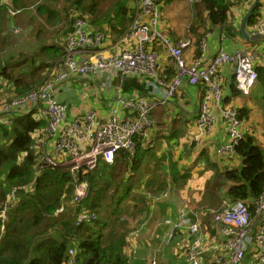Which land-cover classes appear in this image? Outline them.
Listing matches in <instances>:
<instances>
[{
  "label": "trees",
  "instance_id": "trees-1",
  "mask_svg": "<svg viewBox=\"0 0 264 264\" xmlns=\"http://www.w3.org/2000/svg\"><path fill=\"white\" fill-rule=\"evenodd\" d=\"M41 1L44 3L41 4ZM58 1L60 0H11L10 6L6 3L0 5V35L7 33L6 27L12 17L9 8L23 9L21 14L27 9L35 8L40 16L50 20L57 13L52 2ZM128 1L115 0L106 16L114 39L121 38L133 22ZM253 1L201 0L189 4L194 17L189 33L195 36L197 45L208 32L217 28L232 38L236 30L233 18L235 12L242 10L246 14ZM99 4L100 0L90 4L84 0H63L60 6L66 10L70 26L60 37V41L72 32L74 21L79 17L88 20L91 30H95L90 17ZM45 13L48 17L44 16ZM261 15L259 5L248 21L247 30ZM30 21L33 22V19L30 18ZM57 21H60L59 14ZM109 35L106 33V40ZM173 35L176 36V32ZM254 44L256 46L252 50L258 55L255 63L257 80L251 93L244 94L237 87L234 77L230 90L232 97L241 100L240 104L230 107L236 108L243 126L249 130L242 128V137L235 144L232 156H220L217 162L209 161L197 175L191 171L192 167L184 169V173L180 172L177 162L172 161L171 154L168 155L163 148L154 151L158 145L153 146L146 139L153 129L135 139L137 145L134 154L121 149L116 152L113 163L100 159L95 169L81 175L79 179L72 177L63 168L39 172V150H35V146L40 145L48 121L44 116H37L36 111L28 112L23 109L9 113L10 124L0 125V264H67L71 260L70 248L77 250L73 258L76 264H130L131 260L125 254L129 247V220L143 212L146 219L150 218L151 206L149 209V201L141 197L137 205L131 208L128 200L133 198V180L138 176L142 165L148 164L151 159L155 160V168L152 169L150 164L151 169L146 167L145 170L149 169L154 180L145 183L147 189L163 191L169 185L168 177H162L159 173L160 165L169 161L170 174L167 175L175 189L188 187L199 194L189 202V209L196 207L195 212H199L198 209L202 207L213 209L219 206V210L224 199L223 207L238 200L251 201L258 198L264 192V146L255 133L257 127L252 119V112L257 107L259 114L260 111L264 113V63L261 59L264 41L255 40ZM20 54L23 63L30 60V57L33 59L30 70L24 71L22 68L18 69L15 66L17 64L12 66L9 63L0 67V77L7 82L11 95H20L39 86L46 80L48 71L53 70L55 65H62L64 61V49L48 45L46 41L30 54ZM37 60L39 62L36 65ZM170 74L174 78L176 72ZM147 82L148 78L144 76L116 78L124 95L133 92L142 96L149 94ZM231 101L228 100V103ZM246 102L251 103L252 107L249 108ZM173 135L172 133L170 137ZM192 146L193 143L190 148ZM159 152H162L160 157L157 156ZM204 157V154L200 156ZM199 176H203L204 181L194 183ZM140 178L138 184L144 181L141 176ZM82 181L89 185L88 196L81 203H75V187ZM204 195L210 198V203L199 206L203 203ZM81 207L96 212L97 219L90 224L77 225L76 214ZM5 208L7 220L3 221L2 211ZM61 208L62 211L58 213Z\"/></svg>",
  "mask_w": 264,
  "mask_h": 264
},
{
  "label": "built area",
  "instance_id": "built-area-1",
  "mask_svg": "<svg viewBox=\"0 0 264 264\" xmlns=\"http://www.w3.org/2000/svg\"><path fill=\"white\" fill-rule=\"evenodd\" d=\"M140 8L135 14L127 32L120 38L121 44H127L121 50L107 53L106 33L91 30L88 20L79 17L73 24V30L63 38L64 61L50 72L55 74L54 85L34 87L29 92L9 98L0 118V125L10 124L9 113L20 110L37 111L48 121L39 147V172L50 168H63L72 177L80 178L95 169L100 159L113 163L117 151L123 149L131 154L136 150V138L155 128L152 113L159 105L171 102L177 92L187 82L201 84L206 89L200 104V113L196 122V132L189 135L188 141L195 145L203 144V138L215 129L217 122L214 110L220 105L224 95L222 68L230 65L237 87L246 95L250 94L257 80L255 63L258 55L253 50L229 52L223 47L215 55L207 53L206 40L201 42L199 54L190 62L185 52L191 46V40H172L158 28L163 0H138ZM201 0H189L190 4ZM261 18L249 28L254 40L264 41V0H260ZM19 10H10L17 15ZM161 44L172 58L176 68L174 78L166 83L158 72V56L152 50ZM264 63V51L261 52ZM117 76H138L148 78L150 88L148 96L138 92L124 95L120 87L111 96H116L102 111L89 108L68 120V106L56 95L58 85L61 91H69V80L77 78L99 79L110 76V81L102 83L103 91L110 87ZM116 76V77H117ZM43 85V86H41ZM35 108V109H33ZM221 114L226 122L230 136L228 143L217 148V154L229 157L234 154V146L242 137L244 127L236 108H222ZM89 185L82 181L75 187L74 202L81 203L88 196ZM160 201L167 198L168 191L158 193ZM15 195V191H13ZM150 191L147 192L149 199ZM156 198V197H155ZM62 208L58 211L60 213ZM7 210L2 211L3 221ZM78 223L95 220L96 216L82 208ZM57 213V214H58ZM168 231L165 239H171L176 232L187 229L190 241L184 245L187 264H264V192L251 201L238 200L228 203L222 210L214 212L212 224L221 240L220 248L209 261L205 259L204 233L202 222L191 217L186 208H182L176 218L165 219ZM248 253L252 258L247 260ZM75 249H70L71 260L67 264H76ZM217 256V257H216ZM216 257V258H215ZM152 264H156L155 260Z\"/></svg>",
  "mask_w": 264,
  "mask_h": 264
},
{
  "label": "crops",
  "instance_id": "crops-1",
  "mask_svg": "<svg viewBox=\"0 0 264 264\" xmlns=\"http://www.w3.org/2000/svg\"><path fill=\"white\" fill-rule=\"evenodd\" d=\"M5 1L9 2V0H5ZM164 2L165 0L163 1V3ZM129 7L131 8V10L135 9L134 4H129ZM110 11L111 9L109 7L106 10L98 9L97 7L96 11L90 17L92 18L94 22L93 23L94 29L102 30L110 34L109 38L107 37L106 45L104 47L105 50L106 48L109 50L107 53H111L114 50H121L123 49V47L127 45V44H121L120 38L114 39V37H112V33L110 32L111 24L106 22V16L108 15V12ZM244 15L245 13H243L242 10H237L235 12V16L233 18H234V21L236 22V26L234 27L236 28V30L234 31V35L232 38H230V36H228L226 33H224L222 30L218 28L216 30L208 32L205 35L204 37L206 40L205 45L207 46V53L210 56L215 55L217 51L222 47L225 50H228L229 52H236L239 50H252L253 47L255 48L256 45L254 44V41L256 39L253 40V44H252L251 41L248 42L241 34L240 28H241V22L243 20ZM193 22H194V17L192 16V20L189 22V24L186 27H184L182 23H180L181 25L175 24L174 26L169 27L167 26V23H165V21L162 20V16H161V19L158 25V28L160 30L162 29L165 32L168 31L169 32L168 35L170 37L172 35L173 36L172 39L174 40L181 38V37H178V38L176 37L178 35L179 28L180 30H183L185 34L189 35L187 37L192 38L190 39L191 46L186 51L187 58L190 62L199 54L201 50V45L196 44L195 36L189 33V27L192 25ZM68 28L66 30H68ZM175 32H176V36L173 35ZM10 34H12V32L7 31V33L5 34L2 33L0 35L1 44L7 43L11 40H15V37L10 36ZM204 38L202 39V42ZM229 40H231V42H229ZM258 41L260 42V40ZM1 44H0V48L2 50ZM152 50L158 56V62H159L158 72L160 73L161 77L164 79L165 82L172 80L173 77L171 76L170 72L177 71L176 68L174 67L175 65L173 63L172 58L169 56V54L167 53V51L161 44L154 45ZM221 73L224 78V95H223L222 102L214 110V114L216 115V118H217L215 129L213 130L211 134L203 138L202 145L195 146L194 144V146H192L191 150L189 151L190 156L187 157V159L191 161L190 163L179 166L177 162V167L182 173H184L183 171L184 169H188L192 167L191 171L192 172L196 171L193 173L194 175H197L198 173L203 171V169L205 168V166H207L209 161L217 162L220 157V155L217 154V148L219 146H222L225 143H228L230 140V136L226 129V122L223 119L222 114H221V109L228 107V106L235 105V104H240L241 100L239 98L238 100H236L234 97H232V95H230L231 83L234 77L233 67L228 65L222 68ZM116 76L117 75H114L112 84L110 87H108L111 90L109 89L104 90L100 98H98V93L93 91V86L89 83L90 81L87 78L74 79L73 83L71 80H69L68 85L70 86V89L69 91H67V93L63 97V101H64L63 103H66L68 105L67 119L71 120L76 115H78V113L83 112L84 110L89 109V108L100 110L102 111L100 113H103L105 109L104 106L109 105V103L111 102L110 100H113L116 97L115 95L111 96L112 93L114 91L116 92L117 91L116 88L120 87L119 84L116 83V78H117ZM3 89L4 87L2 86V90ZM205 93H206V89L204 88L203 85L201 84L191 85L186 82L182 86V88L179 90V92H177L175 97L171 100V102L169 103V106L164 107L165 110H163L161 114L154 113L156 126L149 133V136L146 137V139L148 140V143L150 144L152 143L153 146L155 145L159 146L160 144L164 143L165 146L162 148L165 150V152H172L176 156L174 159L175 160L179 159V157H181V154L184 152V150L190 149L191 143L188 141V137L189 135H193L196 132V129H197L196 122H197V118L200 113V104H201V100L203 96L205 95ZM10 96H13V95L9 94L8 97ZM228 100H232L231 103H228ZM247 104L249 105V108L252 107V104L250 103H247ZM36 110L40 113V116H42V113L38 109ZM152 117H153V114H152ZM172 133L174 135L172 138H170ZM167 138L169 139V141L166 144ZM202 154H204L205 156L204 158H200ZM183 157L184 156H182V158ZM221 166L223 167V165ZM140 176H141V173L138 174V176L133 180V184L135 185L134 190L137 191V194L133 196V198H130L128 200V203L131 205L132 208L135 205H137L138 200L141 197L145 198L147 196V192L150 191L146 189L147 187H146L145 181L142 180L141 184L137 183L138 180H141ZM199 178L202 179L201 182L204 181L203 176H199ZM190 189L192 188L186 187L184 189V193H187ZM207 209H210V208H207ZM144 214L145 212H143L140 215L138 214L134 215L129 220V224L132 226L133 222L140 221V224L138 226L141 228V231H142L144 229L145 224L148 222V220L152 218L154 212H152L150 214V218H147V219ZM177 215L178 214L176 212L175 213L169 212V215L167 216H162V217H158V218H154L150 220V222H152L150 233H154L153 228L155 229L154 227L155 222L162 221L168 217L176 218ZM193 218L195 219L197 218V216ZM205 220L209 222L208 224L211 229V232L208 233V235L211 236L213 240H216V244L220 245L221 240L219 239L217 232L213 227L212 216H208V219L205 218ZM206 221L205 223H207ZM146 231L147 229L141 234L146 233ZM165 231L166 230H164V232ZM178 232H184V230H180ZM134 243H136V241L133 240L131 242V246ZM172 249H175V248L172 247ZM161 252H162V247H159L158 254ZM217 253L218 251L216 252V254ZM161 261H162L161 262L162 264H166L163 261V258L161 259ZM130 264H133L132 260Z\"/></svg>",
  "mask_w": 264,
  "mask_h": 264
},
{
  "label": "rangeland",
  "instance_id": "rangeland-1",
  "mask_svg": "<svg viewBox=\"0 0 264 264\" xmlns=\"http://www.w3.org/2000/svg\"><path fill=\"white\" fill-rule=\"evenodd\" d=\"M96 0H84L85 3H93ZM115 0H100V4L98 6V9L106 10L108 7L111 9L113 7V3ZM63 2V0H60L58 2H52L53 6L55 7V12L59 14L60 21H57L58 14L56 13L50 20L45 19L44 17L40 16L35 8L27 9L23 12V14L17 15L15 17H11L8 21L6 30L8 32H12L10 36H14L15 40H11L7 43L1 44L2 50H0V67L4 66L5 64H10L14 66V64H17L15 66L18 67V69L22 68L24 71L30 70L33 59L30 57L27 62H21L22 56L19 55L20 52H25L26 54H30L31 52L38 49V46L42 44L43 41H46L48 45H56L61 46L60 44V37L63 36L65 33V30L70 26L69 19H67V12L64 10L60 5ZM44 3L41 1V4ZM128 4H134L136 8H140V4L138 0H129ZM189 0H169L165 1L163 3L162 8V20L167 23V26H174L176 25H182L186 27L189 22L192 20V12L189 9ZM136 8L132 10V16L133 19L135 17V14L139 13V10L136 11ZM45 17H48V14H44ZM30 18L33 19V22L30 21ZM73 19V17H72ZM132 19V20H133ZM14 30V31H13ZM5 34V33H4ZM178 35L181 37L180 39H185L188 34H185L183 30L178 29ZM205 40V38H204ZM231 42V40H229ZM228 51V50H227ZM185 57L187 58V54L185 52ZM188 59V58H187ZM36 65L38 64L39 60L36 61ZM17 69V70H18ZM47 71H44L46 73ZM90 84L93 86V91L98 93V98L102 95L103 87L102 83H107L110 81V76H102L99 79H88ZM55 81V75L50 76L46 78L43 85L52 84L54 85ZM41 85V86H43ZM2 86L4 89L2 90ZM0 118L4 117L5 115L2 114L4 111V108L7 104L11 102V99L8 98L9 94L11 93L10 88L7 86V82L4 81L0 77ZM67 92L61 91V86L58 85V93L57 97L63 101V97ZM97 95V94H96ZM94 95V96H96ZM4 97V98H3ZM251 104V103H250ZM169 106L168 104L165 105H159L155 108L153 111V118L154 113L155 114H161L163 110H165L164 107ZM257 108V107H256ZM254 109L252 112V119L255 120L254 124L256 125V134L258 135V138L260 140V144L264 146V113L260 114L258 113L257 109ZM36 115L39 116L40 113L36 112ZM155 120V118H154ZM257 123V124H256ZM169 139L167 138L166 144L168 143ZM164 143L160 144L158 147L155 148L154 151H159L160 148L164 147ZM35 150H39V147L37 145L35 146ZM191 150H184V152L181 154L184 156L183 158L179 157V159L175 160L176 157L172 152H168V155L171 154V160L174 162H178L179 166H182L184 164H188L191 161L187 159L188 156H190L189 151ZM131 154V153H130ZM162 155V152H159L157 154L158 157ZM191 159V158H190ZM154 159H151L148 164H143L140 168L141 171H139L138 174L141 173V177L144 179L145 183L152 182L154 180V176L151 175V172L148 171L149 169H154L153 163ZM151 164V168H149V165ZM169 161H165L163 164L160 165L159 173L162 174V177H168L167 181L170 186H174L173 183L170 181V177L168 176L170 174V169L168 167ZM149 168L147 171L145 168ZM162 168V169H161ZM196 172V171H193ZM168 174V175H167ZM151 175V177H150ZM146 179V180H145ZM201 178L197 177L193 182L194 183H200ZM147 189V188H146ZM148 190V189H147ZM154 188L151 190L148 204L149 209L151 206V211L149 212V215L154 212L152 219L167 216L169 215V212L177 213L179 214L180 210L184 207L188 211H194L190 212L191 217L197 216V218L200 219L202 222V230L204 233V244H205V259L209 261L213 256L216 254L217 250L220 248L219 244H216V240H213L211 236L208 235V233L211 232V229L209 227V222L205 220V218L208 219V216H213L214 212H217L222 209L224 201H222V206L219 210L218 207H215L213 209H205V207H202L199 212L196 211V207L193 208L190 207L189 209V202L191 199H193L195 196L199 195L196 191L193 189L189 190L187 193H184V189L178 190L174 189L171 192V196L167 195V198L164 201H160L157 199L159 197L158 191H153ZM133 196L137 194L136 190H133L131 193ZM205 194V193H204ZM187 196V199H186ZM203 203L199 204L201 206L202 204H208L210 203V198L207 195H204ZM156 197V198H155ZM213 198H211V201ZM216 200V198H215ZM131 207V205H130ZM132 208V207H131ZM148 222L145 224L144 229L141 231V228L138 226L140 224V221L133 222L132 226L128 224L127 227V239L128 240H135L136 243L133 245V252L132 247L129 243V247L126 248L125 254L128 259L132 260L133 264H150L152 260L154 259L156 264H162L161 259L163 258V261L166 264H187L186 261V255L184 252V245H186L190 241V236L187 229H183L184 232H177L171 239H165L164 230L168 231L169 227H167L165 223V219L162 221H158L154 223L153 231L154 233H150L152 222ZM207 223H205V221ZM147 229L146 233L141 234ZM138 235L137 238H135ZM129 236H132L134 239H130ZM162 247V252L158 254V248ZM175 248V249H172ZM214 253V254H213ZM154 254V255H152ZM217 256L219 254H216ZM216 256V257H217ZM215 257V258H216ZM136 258V259H135ZM252 258V253H248V259ZM135 259V260H134Z\"/></svg>",
  "mask_w": 264,
  "mask_h": 264
},
{
  "label": "clouds",
  "instance_id": "clouds-1",
  "mask_svg": "<svg viewBox=\"0 0 264 264\" xmlns=\"http://www.w3.org/2000/svg\"><path fill=\"white\" fill-rule=\"evenodd\" d=\"M164 1V0H163ZM4 3H6L7 5H9L10 6V4H11V0H9V2L8 1H5L4 0V2H3V0H0V5H2V4H4ZM162 4H163V2H162ZM160 5V12H161V15H160V17H159V20H158V22H160V19H161V16H162V8H163V5ZM10 10H13V8H9V14H10V16H12V17H15V16H17V15H20L21 13H22V11H23V9H21V12L19 13V14H17V15H12L11 13H10ZM14 10H17V9H14ZM19 10V9H18ZM244 18V17H243ZM76 20V19H75ZM159 25V24H158ZM14 31V30H13ZM248 31V30H247ZM163 32V31H162ZM164 33V32H163ZM165 34H167L168 35V33L166 32ZM67 36V35H66ZM65 36V37H66ZM205 37V36H204ZM203 37V38H204ZM64 38V37H63ZM63 38L61 39V41H60V44H61V47L64 49V47H63ZM189 37H186L185 39H188ZM202 38V39H203ZM172 39V38H171ZM180 39V38H179ZM190 39H192V38H190ZM202 39H201V42H202ZM172 40H174V39H172ZM176 40H178V39H176ZM176 40H174V41H176ZM199 45H201V43L199 44ZM59 65V64H58ZM55 66H57V65H55ZM54 66V67H55ZM175 67V66H174ZM52 70H49L48 71V73H47V75H46V77H48V75H50V72H51ZM176 75V74H175ZM124 77H130V76H124ZM160 77H161V75H160ZM162 78V77H161ZM87 79H89V78H87ZM162 80L164 81V79L162 78ZM171 81V80H170ZM170 81H168V82H170ZM168 82H166V83H168ZM44 83V82H43ZM42 84V83H41ZM61 89H62V86H61ZM179 92V91H178ZM21 95V94H20ZM14 97L15 96H18V95H13ZM12 96V97H13ZM145 96H148V94L147 95H145ZM11 98V97H10ZM66 104V103H65ZM68 106V105H67ZM36 112H38V111H36ZM40 116V115H39ZM155 121V120H154ZM9 125V124H8ZM155 126H156V124H155ZM171 138V137H170ZM193 144H194V142H192ZM196 146V145H195ZM175 189V185L174 186H170V185H168V186H166V188H165V190H163V191H158L157 193H162V192H166V191H168V196H170V194H171V190L173 191ZM151 192V191H150ZM145 199L148 201V197L146 196L145 197ZM228 204V203H227ZM226 204V205H227ZM225 205V206H226ZM224 206V207H225ZM223 207V208H224ZM83 207H81L80 209H79V211H78V213L76 214V215H78L77 216V218H76V224L77 225H80V224H84V223H88V224H90V223H92L93 221H95L96 219H97V213L96 212H92L90 209H87V208H84V209H87V210H89L91 213H94L95 214V216H96V218H95V220L93 219V220H91V221H89V222H83V223H78V217H79V215H80V211H81V209H82ZM222 208V209H223ZM221 209V210H222ZM5 210V209H4ZM7 213V212H6ZM193 218V217H192ZM194 219V218H193ZM6 220H7V218H6ZM164 234H166V231L164 232ZM138 235L139 234H137V236L135 237V238H137L138 237ZM128 237L130 238V239H134L132 236H129L128 235ZM133 240H128V242L130 243V245H131V242H132ZM134 241H136V239L134 240ZM132 247V251L134 250L133 249V245L131 246ZM70 249H75V248H70ZM75 251L77 252V250L75 249ZM69 255H70V250H69ZM71 257V256H70ZM154 260V259H153ZM152 260V261H153ZM151 264H152V262H151Z\"/></svg>",
  "mask_w": 264,
  "mask_h": 264
},
{
  "label": "water",
  "instance_id": "water-1",
  "mask_svg": "<svg viewBox=\"0 0 264 264\" xmlns=\"http://www.w3.org/2000/svg\"><path fill=\"white\" fill-rule=\"evenodd\" d=\"M259 3H260V0H254L253 1V3L251 4L250 8L248 9L246 14L244 15V18L241 22V28H240L241 34L247 41H253L254 40V37L250 36L249 32L247 31V25H248L249 19L252 17L253 13L255 12L257 7L259 6Z\"/></svg>",
  "mask_w": 264,
  "mask_h": 264
}]
</instances>
